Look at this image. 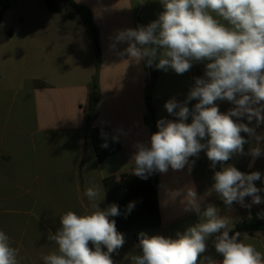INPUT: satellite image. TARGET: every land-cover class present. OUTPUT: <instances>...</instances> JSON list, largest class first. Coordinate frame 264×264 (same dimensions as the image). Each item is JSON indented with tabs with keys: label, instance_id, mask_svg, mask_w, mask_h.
<instances>
[{
	"label": "crops",
	"instance_id": "crops-1",
	"mask_svg": "<svg viewBox=\"0 0 264 264\" xmlns=\"http://www.w3.org/2000/svg\"><path fill=\"white\" fill-rule=\"evenodd\" d=\"M73 1L92 13L99 33L98 71L89 30L63 2H59V12H51L30 1L20 7L19 0H15L3 13L0 24L6 27L0 34V230L9 236L10 246L18 250L20 264H44L42 257L57 250L48 235L61 226L59 217L63 213L94 210L93 202L85 195L93 184L104 189L99 208L108 209L105 179L136 177L135 145L150 140L152 132L145 122L149 115L147 94L157 121L178 120L167 112L165 103L173 98L183 102L194 78L198 74L204 77L208 63H193L184 74L156 68V80L150 86V66L145 60L137 62L121 55L128 45L116 43L115 36L118 31L146 26L157 19L163 11L160 0ZM96 74L97 108L87 124L83 109ZM197 102L190 101L188 107L192 109ZM215 103L222 113L234 107L226 100ZM233 119L264 134V123L257 126L255 120L249 123L246 118ZM187 123H191V117ZM97 129L101 135L107 134L111 148L119 147L103 162H99L91 139V132ZM241 136L249 141L243 146L245 154L234 155L225 164L246 174L260 172L261 178L253 183L262 189L259 194L264 197L260 184L264 183V140L259 141L262 154L253 159L248 152L257 142L247 133L241 132ZM189 159L182 170L169 167L165 173L156 172L161 226L143 233L175 239L178 232L198 223L200 218L195 212L185 211L189 189L200 198L201 211L212 204L219 215L232 220L234 227L251 221L255 214L264 219V204H252L251 197H245L243 205L224 204L212 189L214 172L222 167L219 163L213 169L204 151L198 158ZM247 234L249 242L264 253V231ZM123 235L125 244L118 254H112L115 264H131L126 257L140 254L132 234ZM214 238L206 241L207 251L202 255L220 261L223 257L215 250Z\"/></svg>",
	"mask_w": 264,
	"mask_h": 264
},
{
	"label": "clouds",
	"instance_id": "clouds-1",
	"mask_svg": "<svg viewBox=\"0 0 264 264\" xmlns=\"http://www.w3.org/2000/svg\"><path fill=\"white\" fill-rule=\"evenodd\" d=\"M163 11L146 26L118 31L116 43H127L121 55L137 62L145 60L160 70L169 68L184 74L193 62L208 61L204 77H195L186 99H170L164 105L167 112L178 120L160 119L158 131L151 134L147 144L138 142L133 156L135 175L142 179L154 172L165 173L169 167L182 170L190 157L206 153L211 167H222L214 172L212 189L224 204H244L251 197L252 204H264L262 189L254 185L261 178L258 171L244 173L225 164L234 155H244V144L249 143L241 132L257 142L248 154L253 159L262 154L254 127L237 122L235 118L264 123V0H160ZM192 100L198 101L193 108ZM217 100L234 105L222 113ZM191 117V123H187ZM107 134L102 133V137ZM113 140L118 142V137ZM107 143L102 147H107ZM194 163V161H192ZM85 195L93 202V211L78 214L63 213L60 227L49 233L57 250L42 257L44 264H115L112 254L126 240L109 217L120 215L117 205L107 210L98 206L104 196L99 184L87 188ZM135 207L130 202L127 211ZM250 207V205H249ZM185 211H193L199 222L189 226L177 238L149 236L141 232L136 247L140 254H129L131 264H264V253L249 242L247 233L233 230V222L219 215L212 204L201 211V201L193 189L187 192ZM215 236L213 245L223 259L203 256L206 241ZM242 237V238H241ZM91 244V247H90ZM106 248V251L104 250ZM18 250L10 246L9 236L0 230V264H20Z\"/></svg>",
	"mask_w": 264,
	"mask_h": 264
},
{
	"label": "trees",
	"instance_id": "trees-1",
	"mask_svg": "<svg viewBox=\"0 0 264 264\" xmlns=\"http://www.w3.org/2000/svg\"><path fill=\"white\" fill-rule=\"evenodd\" d=\"M15 0H0V24L2 15L5 11L12 8ZM59 2H63L67 8L74 10L85 27L89 30L94 49L97 57V71L100 66V45H99V33L95 27L92 19L91 11L83 6L75 3L73 0H43L45 7L51 12H59ZM151 85L156 80L157 72L155 64L150 66ZM197 77H202L198 74ZM150 90V87H149ZM99 95V87L97 74L93 77L90 85V93L87 105L84 107L85 120L88 124L92 117L96 113L97 101ZM147 109L149 112L145 122L150 127L152 134L158 131L157 119L155 118V109L151 103L150 94H147L146 98ZM99 129L91 132V139L93 141L97 158L99 162L105 161L116 151L119 147L111 148L110 142L107 137H102ZM107 143V147H102ZM157 180L156 172L150 174L147 179H142L138 176L128 177L121 176L120 181L116 180V177H108L105 179V185L107 189L108 208L110 205L115 204L118 206L120 215L110 216V220H114L116 229L122 234H132L134 241L139 243V234L143 231H149L157 229L161 226L159 207L157 203ZM264 187V183L260 182ZM130 202H134L135 207L129 213L127 206ZM236 231L243 233H252L255 231H264V219H260L256 214L253 215L251 221L237 224L231 234Z\"/></svg>",
	"mask_w": 264,
	"mask_h": 264
},
{
	"label": "rangeland",
	"instance_id": "rangeland-1",
	"mask_svg": "<svg viewBox=\"0 0 264 264\" xmlns=\"http://www.w3.org/2000/svg\"><path fill=\"white\" fill-rule=\"evenodd\" d=\"M27 1H30V2H32V3H35L36 5L37 4H40L41 5V8H43L44 10H46V7H45V5H44V3H43V0H19V6L21 7L22 5H24ZM18 23V22H17ZM27 23H30V20L27 18ZM10 24V23H9ZM21 26H25V25H21ZM9 27V26H8ZM8 27H7V29H8ZM14 28H16L17 29V26H16V24H14V26H13ZM5 28L6 27H0V34L2 33V32H4V31H6L5 30ZM153 233V235H154V232H152ZM149 236L151 235V234H148Z\"/></svg>",
	"mask_w": 264,
	"mask_h": 264
},
{
	"label": "water",
	"instance_id": "water-1",
	"mask_svg": "<svg viewBox=\"0 0 264 264\" xmlns=\"http://www.w3.org/2000/svg\"><path fill=\"white\" fill-rule=\"evenodd\" d=\"M194 63V65L197 63V62H193Z\"/></svg>",
	"mask_w": 264,
	"mask_h": 264
}]
</instances>
